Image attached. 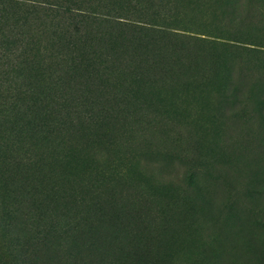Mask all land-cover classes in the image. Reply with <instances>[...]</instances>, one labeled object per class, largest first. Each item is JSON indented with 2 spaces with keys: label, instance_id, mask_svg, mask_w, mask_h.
<instances>
[{
  "label": "rangeland",
  "instance_id": "374dc122",
  "mask_svg": "<svg viewBox=\"0 0 264 264\" xmlns=\"http://www.w3.org/2000/svg\"><path fill=\"white\" fill-rule=\"evenodd\" d=\"M9 1L1 262L264 264V0Z\"/></svg>",
  "mask_w": 264,
  "mask_h": 264
},
{
  "label": "trees",
  "instance_id": "16d2710c",
  "mask_svg": "<svg viewBox=\"0 0 264 264\" xmlns=\"http://www.w3.org/2000/svg\"><path fill=\"white\" fill-rule=\"evenodd\" d=\"M0 2H5V3H11V1H7V0H0ZM84 13H87V12H83V16H81V17H87V18H91V17H88V16H85V14ZM88 14V13H87ZM86 14V15H87ZM109 20V19H108ZM103 21H106V20H103ZM109 22H113L114 24H116L117 26H118V24H121V23H119V22H121V21H117V19H116V21H113V20H110ZM122 26H124V27H130V24H124V25H122ZM33 121H38L39 123H41L42 125H44L46 122H48L49 120H51V117L50 116H36V115H34L33 116V119H32ZM29 124H34V123H32L31 121H28V125ZM45 244H48V243H45ZM31 246H33V245H31ZM35 246V245H34ZM37 247V246H36ZM51 248V247H50ZM36 251H37V249H35ZM2 256V255H1ZM57 256V254H55V256H50L49 258H50V262H49V264H54V263H56V264H59L58 263V258L56 257ZM35 257V256H34ZM3 258V257H2ZM1 258V259H2ZM1 259H0V264H18L17 262L15 263V261L14 260H5L3 263L1 262ZM35 259V258H34ZM24 261H26V260H24ZM23 261V262H24ZM129 261H131L130 259H129ZM27 263V262H26Z\"/></svg>",
  "mask_w": 264,
  "mask_h": 264
}]
</instances>
